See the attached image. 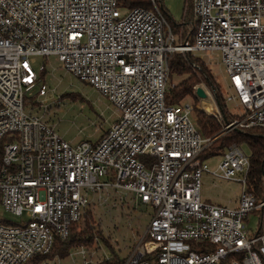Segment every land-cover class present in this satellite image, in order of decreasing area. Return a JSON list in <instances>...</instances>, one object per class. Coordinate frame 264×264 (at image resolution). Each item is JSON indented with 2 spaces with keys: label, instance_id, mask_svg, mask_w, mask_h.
Here are the masks:
<instances>
[{
  "label": "built area",
  "instance_id": "built-area-1",
  "mask_svg": "<svg viewBox=\"0 0 264 264\" xmlns=\"http://www.w3.org/2000/svg\"><path fill=\"white\" fill-rule=\"evenodd\" d=\"M185 1L196 23L191 42L156 6L0 0V205L19 219L0 220V264L50 254L108 190L152 209L123 264H264V189L258 202L246 191L243 146L232 144L210 170L200 157L211 142L197 132L194 105L165 101L172 54L218 52L233 91L226 103L242 109L230 123L213 115L223 135L264 131V0ZM50 57L113 107L116 118L96 143L71 146L25 110L28 94L46 97V68L35 59ZM204 174L241 185L236 208L201 201ZM251 212L261 214L255 234L244 223Z\"/></svg>",
  "mask_w": 264,
  "mask_h": 264
},
{
  "label": "rangeland",
  "instance_id": "rangeland-1",
  "mask_svg": "<svg viewBox=\"0 0 264 264\" xmlns=\"http://www.w3.org/2000/svg\"><path fill=\"white\" fill-rule=\"evenodd\" d=\"M185 3V0H162V5L170 19L176 24L183 20ZM181 55L186 56V54ZM192 57H198L204 61L207 69L215 77L223 96L233 93L218 52L196 54ZM35 60L37 68L42 64L45 65L46 74L41 82L46 86L47 94L43 98H39L35 91L28 94L25 99V110L42 116L43 120L71 146H76L81 142L96 143L116 116L113 107L90 86L68 75L57 58L50 57L47 60L36 58ZM198 77L201 78L200 75ZM180 79L173 77V84L179 82ZM195 87L203 89L206 94L205 101L211 105L210 107L205 105L202 110L201 101L198 100V104L195 105L196 109L211 116L220 113L214 90L206 86L203 80ZM184 103L193 105V99L188 97ZM227 110L231 114L242 113V109L235 107L234 104H228ZM243 148L248 153L247 147L243 146ZM220 160V157H211L204 161L210 170L214 171ZM201 182L200 198L203 203L231 209L237 207L242 193L240 184L207 174L203 175ZM91 198L92 196L89 195V199ZM93 199L95 203L87 210L93 218L94 227L101 230L113 250L102 240L94 241L92 245L71 250L70 256L63 260L54 257L43 264H102L103 261L113 256L112 252L120 260H126L129 257L147 229L152 209L138 204L129 194H114L111 190L107 193L103 191L100 197L96 195ZM260 218V212L248 214L244 223L249 233L257 232ZM0 220L19 222L18 218L5 213L1 205ZM85 221L86 217L79 222L78 227L84 228Z\"/></svg>",
  "mask_w": 264,
  "mask_h": 264
},
{
  "label": "trees",
  "instance_id": "trees-1",
  "mask_svg": "<svg viewBox=\"0 0 264 264\" xmlns=\"http://www.w3.org/2000/svg\"><path fill=\"white\" fill-rule=\"evenodd\" d=\"M116 1L118 6L124 11L133 9L153 10L154 6H156L174 34L180 35L183 41H193L196 23L193 18V12L191 13V6H185L183 20L181 23L176 24L170 19L169 14L162 5V0ZM168 67L169 75L165 93L166 104L168 106H177L186 98H192L194 105L193 119L197 132L202 139L211 142L202 153L200 159L206 160L211 157H221L232 144L246 146L250 163L246 178V191L253 194L258 202L262 197L264 189V131L259 128H252L243 131L236 130L223 135V122L230 123L234 120H239L241 117L228 112V104L225 100L226 96H223L219 85L216 83L215 77L209 69H207L204 61L198 57H192L190 54L182 56L179 53H175L169 57ZM45 74L46 70H43L40 74V80L43 79ZM198 75H200L201 78H199ZM173 77H179L181 79L176 84H173ZM202 80L205 82L206 86L214 90L217 107L223 115V122L219 121L214 116L207 115L196 109L195 105L198 104V100L195 98L194 88ZM143 158L144 157H141L140 160L143 161ZM89 212V210H86L84 215V218L86 217L84 228H79V223L73 224L67 239H56L50 254L36 257L28 264H43L45 261L54 257L63 260L70 256L71 250L92 245L94 241L99 242L102 240L108 245V241L104 238L101 230H97L94 227V221ZM1 222L15 224L14 222L5 220H1ZM110 249L113 250L111 247ZM112 253L113 256L103 261L102 264H123L124 259L120 260L114 252Z\"/></svg>",
  "mask_w": 264,
  "mask_h": 264
},
{
  "label": "water",
  "instance_id": "water-1",
  "mask_svg": "<svg viewBox=\"0 0 264 264\" xmlns=\"http://www.w3.org/2000/svg\"><path fill=\"white\" fill-rule=\"evenodd\" d=\"M195 98L197 100H199V101H204L206 99V94L203 91V89H201V88L196 89V91H195Z\"/></svg>",
  "mask_w": 264,
  "mask_h": 264
},
{
  "label": "bare ground",
  "instance_id": "bare-ground-1",
  "mask_svg": "<svg viewBox=\"0 0 264 264\" xmlns=\"http://www.w3.org/2000/svg\"><path fill=\"white\" fill-rule=\"evenodd\" d=\"M205 105L207 106H211L209 103H207L205 100L204 101H201V109L205 107ZM203 110V109H202Z\"/></svg>",
  "mask_w": 264,
  "mask_h": 264
},
{
  "label": "crops",
  "instance_id": "crops-1",
  "mask_svg": "<svg viewBox=\"0 0 264 264\" xmlns=\"http://www.w3.org/2000/svg\"><path fill=\"white\" fill-rule=\"evenodd\" d=\"M115 115H116V113H115ZM237 115H239V114H237ZM115 118H116V116H115ZM115 118H114V120H115ZM114 120H113V121H114ZM113 121H112L111 123H113ZM111 123H110V124H111ZM108 128H109V127H108ZM67 143H68V142H67Z\"/></svg>",
  "mask_w": 264,
  "mask_h": 264
}]
</instances>
